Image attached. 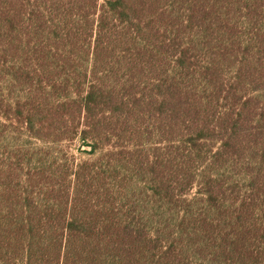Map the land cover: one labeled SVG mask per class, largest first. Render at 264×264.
I'll return each mask as SVG.
<instances>
[{"label": "trees", "instance_id": "obj_1", "mask_svg": "<svg viewBox=\"0 0 264 264\" xmlns=\"http://www.w3.org/2000/svg\"><path fill=\"white\" fill-rule=\"evenodd\" d=\"M0 264H264V0H0Z\"/></svg>", "mask_w": 264, "mask_h": 264}, {"label": "rangeland", "instance_id": "obj_2", "mask_svg": "<svg viewBox=\"0 0 264 264\" xmlns=\"http://www.w3.org/2000/svg\"><path fill=\"white\" fill-rule=\"evenodd\" d=\"M5 145H11V146H16V145H22V144H27L31 145L32 147L35 148H42L45 145L44 143L37 141L36 139H31L29 138L26 134H19V133H13V132H8L3 138ZM65 146H59L58 150H60L61 157L62 159L69 158L72 160L73 158L75 159L76 163H79L80 161L90 159L91 157H97L98 153L94 154L93 156L88 155L85 151L87 148H84L83 144L80 143V141H76L74 143H65ZM63 151V152H62ZM196 192L193 191L192 195Z\"/></svg>", "mask_w": 264, "mask_h": 264}]
</instances>
